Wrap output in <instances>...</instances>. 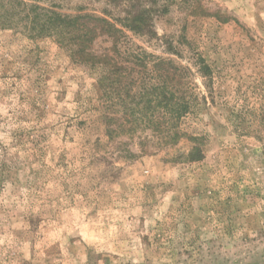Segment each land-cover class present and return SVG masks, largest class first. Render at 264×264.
<instances>
[{
    "label": "rangeland",
    "instance_id": "rangeland-1",
    "mask_svg": "<svg viewBox=\"0 0 264 264\" xmlns=\"http://www.w3.org/2000/svg\"><path fill=\"white\" fill-rule=\"evenodd\" d=\"M154 27L122 52L169 72L121 56L111 82L56 37L0 26V264H264V0H176ZM152 89L188 109L148 107Z\"/></svg>",
    "mask_w": 264,
    "mask_h": 264
},
{
    "label": "trees",
    "instance_id": "trees-1",
    "mask_svg": "<svg viewBox=\"0 0 264 264\" xmlns=\"http://www.w3.org/2000/svg\"><path fill=\"white\" fill-rule=\"evenodd\" d=\"M45 1L50 3L43 4ZM107 1L116 7L117 14L111 16L91 13L70 15L60 12L52 0H0V26L14 25L30 30L33 35L56 37L61 45L68 48L74 60L89 64L91 67H99L107 81L117 80L120 73L118 61L121 56L136 63L146 64L152 61L155 65H159L158 70L161 77L164 72H169L168 68L164 72L160 71V67L171 63V60L158 57L142 48L139 51L131 49L124 53L122 47L125 51L124 43L126 40L129 41L128 32L148 38L156 37L155 16L168 11L169 5L176 0ZM100 35H107L111 40L114 49L112 53L98 54L92 50L93 43ZM163 40L165 49L170 53H175L176 49L172 42L167 38ZM202 62L203 70L208 71L209 67L203 59ZM99 85L104 87L101 81ZM153 95L151 99L147 102L144 100V102L148 107H151L153 102H161L165 107L166 116L179 117L188 109L187 103L181 101L178 103L173 93H157L156 91Z\"/></svg>",
    "mask_w": 264,
    "mask_h": 264
}]
</instances>
